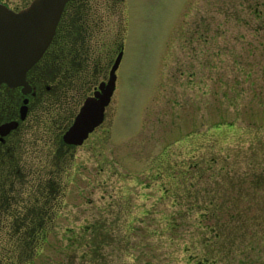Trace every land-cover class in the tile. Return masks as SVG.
Segmentation results:
<instances>
[{"label":"rangeland","instance_id":"374dc122","mask_svg":"<svg viewBox=\"0 0 264 264\" xmlns=\"http://www.w3.org/2000/svg\"><path fill=\"white\" fill-rule=\"evenodd\" d=\"M81 11L71 29L88 76L122 51L108 119L89 136L100 144L56 159L47 117L64 100L32 108L29 155H47L63 194L32 252L0 227V264H199L190 232L231 165L245 177L233 210L246 206L254 231L219 264H264V0H83Z\"/></svg>","mask_w":264,"mask_h":264},{"label":"flooded vegetation","instance_id":"af4514ba","mask_svg":"<svg viewBox=\"0 0 264 264\" xmlns=\"http://www.w3.org/2000/svg\"><path fill=\"white\" fill-rule=\"evenodd\" d=\"M30 1L0 0L13 10L25 7ZM82 4L83 0L66 2L51 40L25 71L23 84L0 83V227L17 229L18 235L12 237L13 243L22 245L19 251L28 248L30 251H25L27 253L35 249L33 245L35 247L43 242L46 228L55 226L54 212L58 206L53 207V203L57 205L63 194L57 179L48 178L47 155L35 159L29 155L30 145L24 131L31 120L32 108L42 101L51 103L58 97L64 100L60 107L66 113L58 110L57 115L47 117L50 126L54 125L59 130L52 141L57 143L55 158L60 161L74 156L78 146L91 148L100 144V141L89 139V136L99 127L102 129V124L108 119L107 106L111 96L103 107L98 123L79 143L64 139L62 134L72 123L82 100L93 95L99 85L107 83L109 71L106 63L98 64V68H91L93 71H89L88 76L85 71L87 52L73 45L77 39L81 41L80 32L76 30L73 33L71 27L79 17H83ZM67 91L72 95V100L70 96L64 97ZM52 171L55 174L58 169L55 167Z\"/></svg>","mask_w":264,"mask_h":264},{"label":"water","instance_id":"95a60500","mask_svg":"<svg viewBox=\"0 0 264 264\" xmlns=\"http://www.w3.org/2000/svg\"><path fill=\"white\" fill-rule=\"evenodd\" d=\"M67 0H32L14 11L0 3V83L24 82L25 70L41 54L54 32L55 24ZM121 50L110 70L107 86L100 85L96 97L87 96L66 130L64 139L79 142L99 120L103 104L111 93Z\"/></svg>","mask_w":264,"mask_h":264},{"label":"trees","instance_id":"16d2710c","mask_svg":"<svg viewBox=\"0 0 264 264\" xmlns=\"http://www.w3.org/2000/svg\"><path fill=\"white\" fill-rule=\"evenodd\" d=\"M222 177L225 176V187L221 188L219 200L213 198H205V201L210 205H205L202 209L201 222L195 226V233L190 232V235H198V240L201 239V247L195 248L197 251L196 261L199 264H219V262H226V259L232 256V253L239 249L242 251L241 241H248L249 237L253 236V230H251L252 214L249 213L248 208L245 206L243 210H233L234 193L232 192V186L235 182H245V177L234 178L233 169L231 166H221ZM215 176H218L215 174ZM212 197H215L213 195ZM217 198V199H218ZM200 208V204L196 205ZM215 209V212H213ZM249 236V237H248ZM239 241L238 243H235ZM248 241V242H249ZM240 246V248H239ZM230 261V259L228 260ZM220 262V263H221Z\"/></svg>","mask_w":264,"mask_h":264},{"label":"bare ground","instance_id":"6f19581e","mask_svg":"<svg viewBox=\"0 0 264 264\" xmlns=\"http://www.w3.org/2000/svg\"><path fill=\"white\" fill-rule=\"evenodd\" d=\"M25 85L27 86V84L25 83ZM28 87V86H27Z\"/></svg>","mask_w":264,"mask_h":264}]
</instances>
